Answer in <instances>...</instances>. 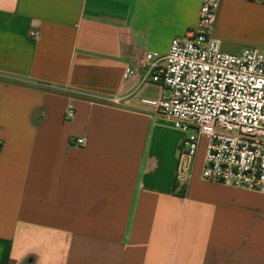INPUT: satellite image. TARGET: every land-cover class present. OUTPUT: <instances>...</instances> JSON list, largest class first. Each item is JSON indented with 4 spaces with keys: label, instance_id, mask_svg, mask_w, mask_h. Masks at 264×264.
Instances as JSON below:
<instances>
[{
    "label": "crops",
    "instance_id": "1",
    "mask_svg": "<svg viewBox=\"0 0 264 264\" xmlns=\"http://www.w3.org/2000/svg\"><path fill=\"white\" fill-rule=\"evenodd\" d=\"M201 3L0 0V264H264V194L203 179L141 80ZM213 34L264 49V0H221Z\"/></svg>",
    "mask_w": 264,
    "mask_h": 264
},
{
    "label": "built area",
    "instance_id": "2",
    "mask_svg": "<svg viewBox=\"0 0 264 264\" xmlns=\"http://www.w3.org/2000/svg\"><path fill=\"white\" fill-rule=\"evenodd\" d=\"M220 2L202 0L197 27L174 38L167 54L146 52L141 80L166 92L158 111L184 134L181 157L193 159L206 139L203 179L264 194V49L221 48L213 34ZM74 116L68 107L65 119Z\"/></svg>",
    "mask_w": 264,
    "mask_h": 264
},
{
    "label": "rangeland",
    "instance_id": "3",
    "mask_svg": "<svg viewBox=\"0 0 264 264\" xmlns=\"http://www.w3.org/2000/svg\"><path fill=\"white\" fill-rule=\"evenodd\" d=\"M247 32V26H242V25H236V24H231L227 28V36L229 37H242L244 34ZM193 132V131H191ZM206 143V140H205ZM203 143L202 145H204Z\"/></svg>",
    "mask_w": 264,
    "mask_h": 264
}]
</instances>
